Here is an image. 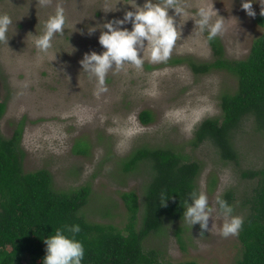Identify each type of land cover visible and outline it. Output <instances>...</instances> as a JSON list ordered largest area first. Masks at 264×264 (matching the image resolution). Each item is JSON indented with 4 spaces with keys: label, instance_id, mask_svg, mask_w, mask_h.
<instances>
[{
    "label": "rangeland",
    "instance_id": "obj_1",
    "mask_svg": "<svg viewBox=\"0 0 264 264\" xmlns=\"http://www.w3.org/2000/svg\"><path fill=\"white\" fill-rule=\"evenodd\" d=\"M127 2L0 0V14L12 20L8 39L0 42V98L6 102L0 135L12 136L21 123L24 170L48 169L55 188L63 191L88 185L91 194L84 208L86 217L120 228L128 214L122 193L134 190L143 201L151 176L148 163L124 170L131 152L144 147L172 148L199 161L197 190L207 195L213 209L208 230L201 235L199 224L191 229L183 216L165 219L161 232L150 235L144 245L158 250L165 263L235 264L242 246L238 235H219L222 217L216 199L232 190L233 215L245 217L248 206L244 202L256 179L243 176V172L264 165V138L251 122L245 123L234 139L237 163L223 161L209 141L193 144L198 124L221 116V95L234 92L238 82L225 70L197 74L188 60L199 63L214 58L207 32H200L195 25L199 6L213 4L224 18L225 29L218 37L225 56L244 59L253 41L264 32V24L259 22L264 18L260 5L253 4L256 16L249 17L240 7L241 0H178L185 13L174 17L180 36L169 59L153 63L146 52L141 69L126 64L120 70H109L106 91L98 93L96 78L79 63L85 53L103 50L98 43L100 29L89 35L88 27L122 18L125 10H131ZM137 3L143 4V0ZM116 4L118 11L103 12L106 5L114 8ZM58 7L64 10L66 29L63 36L53 38L51 51L57 58L51 62L33 46L32 34L42 32L44 22ZM173 14L170 9L169 15ZM179 58L187 60L175 62ZM143 110L153 115L149 123L139 117ZM78 140L86 142L85 151L75 147Z\"/></svg>",
    "mask_w": 264,
    "mask_h": 264
},
{
    "label": "trees",
    "instance_id": "obj_2",
    "mask_svg": "<svg viewBox=\"0 0 264 264\" xmlns=\"http://www.w3.org/2000/svg\"><path fill=\"white\" fill-rule=\"evenodd\" d=\"M259 22L264 24V18ZM214 58L211 61H189L197 74L225 70L237 78L234 92L221 95L220 117H208L195 129L194 145L209 141L215 145L223 161L237 163L239 158L235 136L245 123L251 122L264 138V32L257 37L244 59H230L224 54L217 36L209 42ZM187 59H175L183 62ZM6 102L0 98V118ZM149 123V110L140 113ZM23 127L18 125L12 136L0 135V264H43V239L56 228L79 224L76 235L85 249L82 264H200L196 261L165 263L160 252L145 247V240L161 232L165 219H179L184 201L192 202L188 193L197 190L201 164L172 148H139L126 158L124 170H135L141 163L151 166L143 201L132 190L122 193L128 214L123 228L113 223L96 222L86 217L84 208L91 189L84 185L67 191L55 188L53 175L41 168L24 170V150L21 146ZM85 151L86 142L75 145ZM243 176L256 179L245 206L248 213L238 238L242 254L235 264H264V165ZM166 190L171 196L166 206L159 203V193ZM234 192L227 190L220 198L233 205ZM180 235V234H179Z\"/></svg>",
    "mask_w": 264,
    "mask_h": 264
},
{
    "label": "clouds",
    "instance_id": "obj_3",
    "mask_svg": "<svg viewBox=\"0 0 264 264\" xmlns=\"http://www.w3.org/2000/svg\"><path fill=\"white\" fill-rule=\"evenodd\" d=\"M41 3L46 4L47 0H41ZM254 3L260 5V15L264 16V0H241L240 7L249 17H255ZM117 4L114 8L106 5L103 12L107 14L118 11ZM125 4L131 10H125L122 18L105 19L103 23L88 27L89 35L100 29L98 43L103 50L100 53H85L79 63L84 72L96 78L98 93L106 91L105 76L109 70H120L126 64L141 69L146 52L151 62H166L180 36L174 17L183 16L185 10L179 6L178 0H143V4H138L137 0H128ZM170 9H174L173 15H169ZM194 16L197 17L194 20L196 28L200 32H207L206 39L209 42L225 29L224 18L217 14L213 4L199 6ZM214 17L216 18L213 19ZM11 23L12 20L7 14H0V42L8 39L6 34ZM129 24L131 27H126ZM65 29L64 10L58 7L55 14L50 15L44 22L42 32L32 34L33 46L44 54L42 58L46 57L51 62L56 60L57 53L51 51L53 38L63 36ZM188 197L192 202L189 203L188 199L184 201L183 220L191 229L199 224L203 235V231L208 230V220L213 209L207 195L202 191L193 190L188 193ZM158 198L160 205L166 206L171 196L166 190H161ZM216 203L222 217L219 235L225 238L238 235L244 223L243 218L233 215V207L226 200L217 197ZM80 231L79 224L65 225L45 237L43 243L46 254L43 264H82L85 249L82 242L76 239Z\"/></svg>",
    "mask_w": 264,
    "mask_h": 264
}]
</instances>
